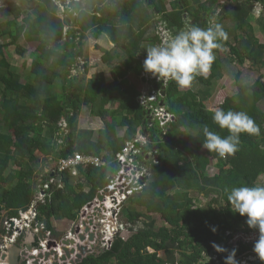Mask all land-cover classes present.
Returning <instances> with one entry per match:
<instances>
[{"label":"trees","instance_id":"16d2710c","mask_svg":"<svg viewBox=\"0 0 264 264\" xmlns=\"http://www.w3.org/2000/svg\"><path fill=\"white\" fill-rule=\"evenodd\" d=\"M34 1L37 3L31 11L19 5L27 0L0 7V227L4 219L18 218L36 198L38 175L29 166V159L43 155L59 160L75 153L100 156L105 152L103 159L109 161L141 128L150 147L158 149V163L151 165V177L143 191L133 194L121 209L119 222L128 225L132 234L126 240L114 237L110 248L87 256L80 264H215L211 260L214 253L219 264H224L227 252L217 253L212 244L231 251L226 231L248 228L245 218L231 211L228 192L240 185H264V76L251 84L242 83L237 71L235 92L218 105L246 112L260 127L259 135H241L240 150L220 158L202 147L203 127L221 137L228 135L213 123L215 110L207 105L213 83L224 76L223 61L264 68V0H83L84 6L72 2L71 11L65 12L55 0ZM255 4L262 8V15L254 14ZM157 15L176 32L187 21L206 28L207 20L216 15L213 24H220L226 32L221 47L228 52L225 59L216 56L208 75L193 82L194 89L181 91L171 81L165 87L160 101L172 121L163 136L138 104L139 91L128 79L129 72L137 77L143 69L140 60L145 59L146 49L140 55L142 45L158 44ZM252 23L260 39L255 37ZM91 35L104 37L113 45L108 51L95 46L102 52L101 63L108 68L111 81L100 72L84 83L87 70L85 75L71 78L69 69L83 56L85 41ZM21 42L37 43L36 51L29 55L24 83L13 70L8 52L13 46L23 56ZM103 99L108 108L100 107ZM81 107H87L92 116L110 118L98 131L95 143L90 142L91 131H82L84 142H76ZM42 108L43 114L48 111L44 119L39 114ZM63 117L69 132L58 148L53 146V135L60 130L56 123ZM42 120L51 129L49 138L40 135ZM119 132H123L121 137ZM212 161L215 171L208 175ZM12 166L16 170L11 171ZM77 172V178L67 172L55 174L64 186L51 185L44 203L36 204V222L45 219V230L52 236L56 234L52 221L75 222L113 174V168L88 166ZM204 199H208L205 206ZM252 247L236 250L238 264L246 253H253Z\"/></svg>","mask_w":264,"mask_h":264},{"label":"built area","instance_id":"2783aa9c","mask_svg":"<svg viewBox=\"0 0 264 264\" xmlns=\"http://www.w3.org/2000/svg\"><path fill=\"white\" fill-rule=\"evenodd\" d=\"M61 12L68 9L66 5H60ZM161 17L156 18V31L158 44L163 43L175 30L168 27L166 21ZM187 21V25H188ZM143 66L144 59H141ZM139 96L137 102L147 112L149 119L156 122L158 128L164 135L165 127L172 121V115L161 104V92L168 86L170 81L157 80L150 73H145L142 69L139 75ZM157 148L150 147V140L140 128L134 136L125 143L124 148L114 155L113 174L107 179L105 185L97 191L96 195H102L103 201L96 203L100 209V216L95 222L98 228L99 248L108 249V242H112L114 237L126 240L129 237L128 225L119 222V215L125 202L135 193L142 192L146 183L151 177L150 167L158 163ZM107 165L106 161L99 156L83 155L75 153L64 159L56 161L53 177L38 186L35 200L30 204L25 212H20L18 218L11 217L5 219L2 225L3 235L0 237V254L6 252L9 246L16 243L21 235L33 228L37 233L44 230L41 223L36 222V204L44 203L46 191L51 185L57 184L62 187V180H56L55 174L67 172L72 178H77V170L85 167L101 168ZM96 202V198L93 200ZM46 232V231H45ZM51 236L50 232H46ZM70 235V234H69ZM258 233L249 228H241L237 231H226V245L230 249L238 250L241 247L254 244ZM44 248V245H42ZM33 253H37L35 250ZM211 260L219 264L218 256L213 254ZM254 253H246L240 258V264H250L256 262ZM29 264V262H27Z\"/></svg>","mask_w":264,"mask_h":264},{"label":"clouds","instance_id":"9594fccd","mask_svg":"<svg viewBox=\"0 0 264 264\" xmlns=\"http://www.w3.org/2000/svg\"><path fill=\"white\" fill-rule=\"evenodd\" d=\"M80 1L59 0L56 3L58 6L66 5L68 11H71L69 8L71 3H80ZM254 6L256 7L257 4ZM158 16L161 17V15H157L156 18ZM166 24L168 26L167 22ZM226 39L227 34L218 23L211 24L206 28L186 25L181 30L171 34L163 43L146 48V57L145 59L141 58L144 59L143 70L159 81L174 82L181 89L190 88L197 77L204 76L211 71L216 60L215 50L220 49L221 41ZM212 121L220 129L227 130L228 135L221 137V135L204 126L205 139L202 147L220 158L233 156L240 150L241 135L260 134V127L244 111L218 108L212 113ZM227 201L231 206V211L244 217L247 227L258 233L252 252L261 264H264V185L232 187L227 194ZM76 221L66 233L68 236L72 237L71 230ZM212 231L215 232V228ZM212 247L217 253L227 252L224 257V264H238L235 258V249L229 251L215 243L212 244ZM98 249L100 250V248Z\"/></svg>","mask_w":264,"mask_h":264},{"label":"crops","instance_id":"0c3cea01","mask_svg":"<svg viewBox=\"0 0 264 264\" xmlns=\"http://www.w3.org/2000/svg\"><path fill=\"white\" fill-rule=\"evenodd\" d=\"M68 1H73V0H68ZM80 3H81V7L84 6L83 0H81ZM72 29L76 30L77 27H72ZM91 38H93V37H91ZM86 42H87V39L85 41V47H83V52H82L83 56L80 59L77 58L74 61V63L72 64L71 68L69 69L70 70L69 73H71V76H73L71 78H75V77H78V76L80 77L81 75H85V74H83L84 70H87V73L85 75L84 83H87L95 74H98L100 72L101 73H105L104 74V78H105L106 81H111L110 74L108 73V68L101 63L102 52L99 51L98 49H96L95 46L98 45L103 50L108 51V50H110L113 47L112 43H110L104 37H100L99 39H95V42H94L95 44H92V45L88 44ZM20 46H21V44H20ZM95 56L98 57L96 61L99 62V64H101L103 69L102 70H98L97 72H95L94 74L89 76L90 75V71H89V66L88 65L91 63L90 62L91 61V57L94 58ZM84 65L86 66V68H84ZM139 75L137 77L136 76H132L131 72H129V74H128L129 82L133 85V82L131 81V77H132V78H135L137 83L139 84V80H138ZM68 78H70V77L68 76ZM103 101H104V99L100 103V107L101 108L104 107V106H102ZM67 104H69V102H67ZM107 107H104V108H107ZM46 108L48 109L49 107H47V105H46ZM49 109H48V111H49ZM48 111L46 110L45 114H47ZM43 113H44V110L42 108V109L39 110V114H40V117H43V119H44V115L45 114H43ZM42 121H44V124L40 125V131H39L40 135L45 137V138H49L50 137L49 133H50L51 129L48 128V125H47L48 123H46V120H42ZM109 121H110L109 117L100 118V117L92 116V115H90L89 109L87 107H81L79 115L77 116V119H76V126H77L76 142L77 143L84 142L85 139L82 136V133H81L82 131H91L92 134H91V137H90V142L91 143H95L97 141V133H98V131L101 130L103 128L104 124L108 123ZM56 126L60 130L54 132V135H53V137H54L53 138L54 139L53 146H55V147L57 146L58 148H60V146L62 145V143L64 141L65 136L69 132L68 128H67V124H66L65 118L64 117L61 118L56 123ZM95 129H96V131H95ZM122 134H123V132H119L118 136L121 137ZM102 153L103 154L100 155L99 157L103 158L104 154H106V153L105 152H102ZM113 157H114V155L111 157V160H109V161L106 160L107 165L105 167H110V166L113 167L114 166ZM56 161H57V159H53V156L45 157L43 155H38L37 158L28 160L29 166L32 167L33 171L35 172V174L38 175V179L35 180L37 182V186L40 187L41 183L44 182L43 178L51 179L53 177V171L55 169ZM10 168H12V171L16 170L15 166H12ZM47 175H49V176H47ZM78 176H79V172H77V177ZM7 182L8 181H6V180L4 181V183H7ZM63 186H64V183H62V187ZM85 191L87 192L88 189L85 188ZM96 194H97V191H96ZM95 198H96V195H95L94 199ZM73 223L74 222H71V221H68V220L52 221L53 227L55 228V231H56L55 235L59 236V235L66 234L70 230L71 225ZM1 229H2V226L0 227V231H1ZM63 230H65V233H62ZM26 233H27V236L23 239L22 245H24V244L28 245V244L31 243V240H32L31 231L27 230ZM2 235L3 234L0 233V237ZM6 254L8 255V252H6Z\"/></svg>","mask_w":264,"mask_h":264},{"label":"water","instance_id":"95a60500","mask_svg":"<svg viewBox=\"0 0 264 264\" xmlns=\"http://www.w3.org/2000/svg\"><path fill=\"white\" fill-rule=\"evenodd\" d=\"M162 90L161 95L163 96ZM162 104V103H161ZM103 201L102 195H96V202L86 204L81 210L79 219L71 230V236L67 234L59 236H47L44 230L35 232L29 229L32 234L30 244H14L8 247L5 253L0 255V264H80L87 256L97 254L104 248H99L98 228L95 222L100 216V209L95 206L96 203ZM41 224L45 228L46 220L43 219ZM40 243V244H39ZM44 245V248H42ZM108 242V246H110ZM34 250L37 253L33 252ZM256 261V263H258Z\"/></svg>","mask_w":264,"mask_h":264},{"label":"rangeland","instance_id":"374dc122","mask_svg":"<svg viewBox=\"0 0 264 264\" xmlns=\"http://www.w3.org/2000/svg\"><path fill=\"white\" fill-rule=\"evenodd\" d=\"M11 1L13 2L15 0H0V7L3 5H6V3L11 2ZM56 1L58 2L59 0H56ZM36 3L37 2H35L34 0H27V2H19V5L21 4L23 7L28 8V10L31 11L34 8V6L36 5ZM254 8H255V11H254L255 15H257L258 13L261 14L262 8L260 6H256V7L254 6ZM215 17H216V15H214V17H212L213 19L207 20L209 23L206 27H208L209 25H211L215 22ZM252 24H254V23H252ZM254 35H255V37H258V39H260V34L257 31L256 25L254 27ZM91 37H93V38H91ZM91 37L88 36L86 43L92 45V44H95L94 38L96 36L91 35ZM20 44H21V48L23 50H25V54L23 56H20L19 53L15 51L13 46L8 48V52L11 55L10 63H11V66L13 67V70L16 71V73H18L20 75L21 81L24 83L28 77V72H29L30 63H31L29 55H30V53L36 51L37 43L21 42ZM148 45H150V44L147 42V46ZM147 46H144V44L142 45V48L139 51L140 55H141V53H143V51L146 49ZM215 55L220 56L221 59H225L228 56L227 49L224 47H221L220 49L215 50ZM97 58H98L97 56H95L94 58L91 57V61H90L91 63L88 65L89 71H90L89 76H91L92 74H94L98 70L103 69L101 64H99V62L96 61ZM223 67H224V76L220 80H217L213 83V86L210 89L211 96L207 102L208 107H210L211 109H214V110L218 109V105L221 104L226 97L231 96L235 92L236 88H235V82H234V75L237 71H239L241 73L240 82H242V83L251 84L259 76H264V68H262V67H257V68L250 67V64L248 62H245L243 66H239L237 64H230V63L227 64L225 61H223ZM207 75H208V73L204 76H207ZM131 81L133 82L134 87H136V89H138L139 84L137 83L136 79L131 77ZM189 89H194V85L192 84V86L190 88H186V89L180 88L181 91H186ZM58 92L59 91L57 89L55 91V94H58ZM102 106H104V107L108 106L109 107V103L106 101H103ZM261 108L264 111V101L261 104ZM95 131H96V129H95ZM10 170L12 171V168H10ZM214 171H215L214 170V161H212L210 163V166L208 167L207 174L212 175L214 173ZM207 202H208V199H204L202 201V205L205 206ZM157 222H158V224H160L159 221H157ZM62 233H65V230H63ZM131 234L132 233H129V236ZM210 263L211 262H209L208 264H210Z\"/></svg>","mask_w":264,"mask_h":264},{"label":"flooded vegetation","instance_id":"af4514ba","mask_svg":"<svg viewBox=\"0 0 264 264\" xmlns=\"http://www.w3.org/2000/svg\"><path fill=\"white\" fill-rule=\"evenodd\" d=\"M27 236V233L26 232H24L22 235H21V237L16 241L17 242V244L18 245H22V241H23V239L25 238ZM19 241V242H18ZM16 244V243H15ZM40 244V243H39ZM28 262V261H27ZM27 264V263H26ZM29 264H31V262L29 263Z\"/></svg>","mask_w":264,"mask_h":264},{"label":"bare ground","instance_id":"6f19581e","mask_svg":"<svg viewBox=\"0 0 264 264\" xmlns=\"http://www.w3.org/2000/svg\"><path fill=\"white\" fill-rule=\"evenodd\" d=\"M153 124H155V123L153 122Z\"/></svg>","mask_w":264,"mask_h":264}]
</instances>
